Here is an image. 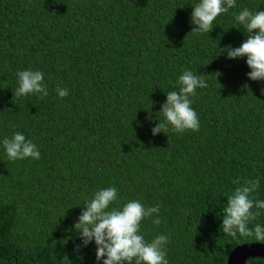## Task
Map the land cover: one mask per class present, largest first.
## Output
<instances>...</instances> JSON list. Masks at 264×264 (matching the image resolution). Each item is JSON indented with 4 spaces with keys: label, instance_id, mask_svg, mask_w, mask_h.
Here are the masks:
<instances>
[{
    "label": "trees",
    "instance_id": "1",
    "mask_svg": "<svg viewBox=\"0 0 264 264\" xmlns=\"http://www.w3.org/2000/svg\"><path fill=\"white\" fill-rule=\"evenodd\" d=\"M245 241L264 0H0V264H226Z\"/></svg>",
    "mask_w": 264,
    "mask_h": 264
},
{
    "label": "water",
    "instance_id": "2",
    "mask_svg": "<svg viewBox=\"0 0 264 264\" xmlns=\"http://www.w3.org/2000/svg\"><path fill=\"white\" fill-rule=\"evenodd\" d=\"M264 257V242L245 241L232 247L226 257V264H245L248 257Z\"/></svg>",
    "mask_w": 264,
    "mask_h": 264
}]
</instances>
